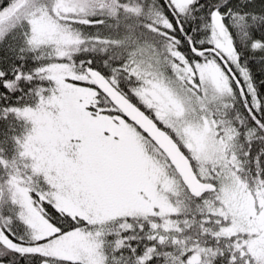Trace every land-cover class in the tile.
<instances>
[{
  "label": "snow or ice",
  "instance_id": "snow-or-ice-1",
  "mask_svg": "<svg viewBox=\"0 0 264 264\" xmlns=\"http://www.w3.org/2000/svg\"><path fill=\"white\" fill-rule=\"evenodd\" d=\"M0 264H264V0H0Z\"/></svg>",
  "mask_w": 264,
  "mask_h": 264
}]
</instances>
